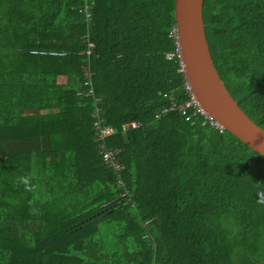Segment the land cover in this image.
Wrapping results in <instances>:
<instances>
[{
  "label": "trees",
  "instance_id": "trees-1",
  "mask_svg": "<svg viewBox=\"0 0 264 264\" xmlns=\"http://www.w3.org/2000/svg\"><path fill=\"white\" fill-rule=\"evenodd\" d=\"M174 9L0 0V264H264V156L204 116L157 118L189 97ZM203 14L221 78L264 128V0H204Z\"/></svg>",
  "mask_w": 264,
  "mask_h": 264
},
{
  "label": "water",
  "instance_id": "water-1",
  "mask_svg": "<svg viewBox=\"0 0 264 264\" xmlns=\"http://www.w3.org/2000/svg\"><path fill=\"white\" fill-rule=\"evenodd\" d=\"M203 7L204 0H175L177 43L191 92L217 124L264 156V128L240 107L215 65Z\"/></svg>",
  "mask_w": 264,
  "mask_h": 264
},
{
  "label": "built area",
  "instance_id": "built-area-1",
  "mask_svg": "<svg viewBox=\"0 0 264 264\" xmlns=\"http://www.w3.org/2000/svg\"><path fill=\"white\" fill-rule=\"evenodd\" d=\"M85 8H86V11H88L89 7L86 6ZM90 16H91L90 13L87 12V17L90 18ZM88 46H89V48L87 50V53L90 55L92 53V48L95 46V44H94V42L90 41L89 37H88ZM178 51H179V49H178ZM43 53H46V52H43ZM49 53L53 54V55H65L66 52H64V51H50ZM173 56H174L173 53L168 54L169 58H172ZM180 70L184 72L183 68ZM86 76H87V80L84 82V85L88 87L87 96L88 97L94 96L95 101L98 102L99 98L94 95L95 91H94V86H93L92 72L90 69L86 70ZM185 88H186V91L189 93L188 99L185 101H182V102L173 101L170 104V106L164 107L157 114V118L160 119L164 114L169 113V112H179L181 115L185 116L187 120H192L194 117L200 115V116H204L206 118V120H208L212 125H215L219 128H223L219 124H217L205 112L203 107L200 105L198 99L191 92V89H190V86L188 84L186 77H185ZM94 117H95L94 128H95L96 136H97L96 139L99 142L100 141L103 142L101 144V148H102L101 153L103 154L104 160L106 161V163L111 165L117 172H120L124 167L123 164L121 162H119V160L117 159L115 151H113L112 149H108V147L106 146V143H105L106 139L110 135L115 134L117 132V129L113 126H108L105 124V119L101 118L100 108H98V107H97V110L94 114ZM142 125H143L142 122L131 121V122L125 123L123 125V131L126 132L127 130L136 129ZM119 183H122L121 179H119ZM121 196L125 197L131 201V198L129 197L128 192H124L123 194H121ZM132 206H134V202H132Z\"/></svg>",
  "mask_w": 264,
  "mask_h": 264
},
{
  "label": "rangeland",
  "instance_id": "rangeland-1",
  "mask_svg": "<svg viewBox=\"0 0 264 264\" xmlns=\"http://www.w3.org/2000/svg\"><path fill=\"white\" fill-rule=\"evenodd\" d=\"M58 85L60 86V87H64L65 85H66V80L64 79V78H60L59 79V83H58ZM43 166H42V163H39L38 164V167H37V175L38 176H41L42 174H43Z\"/></svg>",
  "mask_w": 264,
  "mask_h": 264
}]
</instances>
